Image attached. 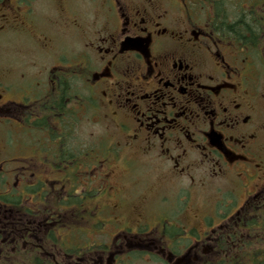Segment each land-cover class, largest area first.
<instances>
[{"label": "flooded vegetation", "instance_id": "obj_1", "mask_svg": "<svg viewBox=\"0 0 264 264\" xmlns=\"http://www.w3.org/2000/svg\"><path fill=\"white\" fill-rule=\"evenodd\" d=\"M0 49V260L259 264L264 0H0Z\"/></svg>", "mask_w": 264, "mask_h": 264}, {"label": "rangeland", "instance_id": "obj_2", "mask_svg": "<svg viewBox=\"0 0 264 264\" xmlns=\"http://www.w3.org/2000/svg\"><path fill=\"white\" fill-rule=\"evenodd\" d=\"M6 51H10V50H6ZM2 52H4V51H2L0 49V58H1ZM9 56L12 57L15 61L18 60V56L13 55L12 53H10ZM98 137H103L106 139L109 137L106 134L105 127L99 126V125H92L90 123L89 119H86L84 121V124H83V140H84V143H86L88 141H97L99 139ZM85 148H86V146H84V149ZM142 180L146 183H154V178L149 177V176L144 178V179L142 178ZM160 181H161V179H159L157 184H162ZM212 199H213V197L211 196L210 192L197 191L195 189L193 190L192 201L194 204V208H204L205 203L207 204V201H210ZM39 245H41V244H38V246ZM54 245H55L54 241L46 244V247L49 250H47L46 247L44 248V246L41 245L42 248H44V249H43V251L41 250V254L37 255V257H40L41 259L52 260L51 256L56 254L55 248L53 247ZM254 248H257L256 243L254 244ZM9 252H11V253H9V255L6 258H3L1 261L7 262V261L11 260L12 258L18 256L19 253L22 252V248L20 246L16 247L15 249H14V247H11L9 249ZM30 257H32V256H30ZM56 257H57L56 258L57 264H62L61 257H59L57 254H56ZM139 264H149V263L141 262ZM218 264H227V263H218ZM239 264H249V261L239 262Z\"/></svg>", "mask_w": 264, "mask_h": 264}, {"label": "trees", "instance_id": "obj_3", "mask_svg": "<svg viewBox=\"0 0 264 264\" xmlns=\"http://www.w3.org/2000/svg\"><path fill=\"white\" fill-rule=\"evenodd\" d=\"M251 27V24H248ZM229 28H234L235 26L228 25ZM53 239V237H52ZM45 248V247H44ZM47 250H49L46 247ZM0 264H54L52 260H46V259H41L40 257L37 256H28L27 253H24L22 255L16 256L12 258L11 260L7 262H0ZM218 264V263H215ZM227 264H239L238 262H232V263H227ZM249 264H253L252 261H249ZM259 264H264V247L260 248V259H259Z\"/></svg>", "mask_w": 264, "mask_h": 264}]
</instances>
